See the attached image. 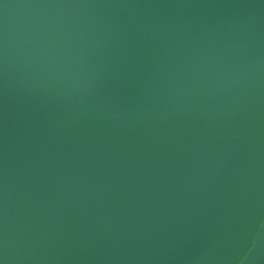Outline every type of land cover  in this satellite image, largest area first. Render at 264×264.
<instances>
[{"label":"water","instance_id":"95a60500","mask_svg":"<svg viewBox=\"0 0 264 264\" xmlns=\"http://www.w3.org/2000/svg\"><path fill=\"white\" fill-rule=\"evenodd\" d=\"M0 264H264V0H0Z\"/></svg>","mask_w":264,"mask_h":264}]
</instances>
